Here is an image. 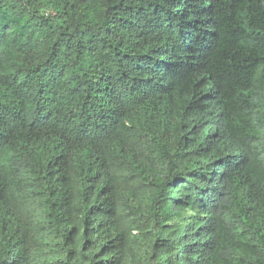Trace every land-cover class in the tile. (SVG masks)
Returning <instances> with one entry per match:
<instances>
[{
	"label": "trees",
	"instance_id": "trees-1",
	"mask_svg": "<svg viewBox=\"0 0 264 264\" xmlns=\"http://www.w3.org/2000/svg\"><path fill=\"white\" fill-rule=\"evenodd\" d=\"M0 264H264V0H0Z\"/></svg>",
	"mask_w": 264,
	"mask_h": 264
}]
</instances>
